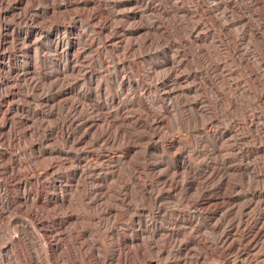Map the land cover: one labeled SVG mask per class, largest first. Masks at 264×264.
<instances>
[{
	"label": "rangeland",
	"instance_id": "1",
	"mask_svg": "<svg viewBox=\"0 0 264 264\" xmlns=\"http://www.w3.org/2000/svg\"><path fill=\"white\" fill-rule=\"evenodd\" d=\"M0 264H264V0H0Z\"/></svg>",
	"mask_w": 264,
	"mask_h": 264
},
{
	"label": "bare ground",
	"instance_id": "2",
	"mask_svg": "<svg viewBox=\"0 0 264 264\" xmlns=\"http://www.w3.org/2000/svg\"><path fill=\"white\" fill-rule=\"evenodd\" d=\"M1 45V44H0Z\"/></svg>",
	"mask_w": 264,
	"mask_h": 264
}]
</instances>
